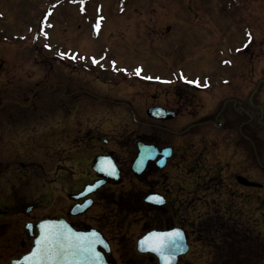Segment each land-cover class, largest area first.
<instances>
[{
	"label": "flooded vegetation",
	"instance_id": "flooded-vegetation-1",
	"mask_svg": "<svg viewBox=\"0 0 264 264\" xmlns=\"http://www.w3.org/2000/svg\"><path fill=\"white\" fill-rule=\"evenodd\" d=\"M241 4L248 6L245 13L239 12ZM232 5L234 9L228 12H237L223 15V29L238 27L235 32L247 38L236 49H229L227 42L218 52L206 49L212 50L207 58L209 77L218 67L224 70L221 76L206 78L204 84L200 80L188 83L191 79L173 81L172 105L152 102L144 107L148 122L132 140L116 142L114 132L87 127V122L68 130L62 125L66 123L65 114L54 122L56 125L45 121L44 135L35 138L30 127L11 124L20 118L16 111L0 115V239L6 251L0 255V264H11L29 249L31 230L25 231L26 224L46 217L64 218L78 230L98 229L110 245V264H114V245L123 244L122 238L111 232L124 231L126 236L132 225L138 229L135 248L137 240L149 231H179L188 250L177 255L176 264H200L202 260L204 264H264V216L257 217L264 212V49H253L257 31L262 29L257 24L264 21V0H229L228 6ZM2 58L0 54V75L13 73L16 64ZM213 58L217 66L211 63ZM200 94L206 97L203 101ZM154 105L172 110L174 116L169 120L150 118L146 109ZM25 114L21 118L30 119ZM51 114L45 117L50 119ZM170 121L174 123L171 127L167 126ZM164 131L173 135L170 142L164 138ZM138 142L154 146L156 155L136 168L133 163ZM36 146L48 160H56L58 172L64 170L57 179L64 205L58 212L35 220L31 212L41 206L31 192L30 154ZM164 148L170 149L167 157L160 153ZM83 153L87 155L88 171L81 172L79 158ZM98 156L112 164L113 174L93 166ZM80 175L87 179L82 181ZM97 180L103 182L94 191L78 195L84 185ZM87 201L90 204L82 212L73 211ZM249 205L251 210L246 207ZM93 207L96 213L89 220L84 215ZM26 242L28 246L23 249ZM177 243L167 250L168 254L175 253ZM135 252L136 258L158 262L152 253ZM188 253L190 260L184 259Z\"/></svg>",
	"mask_w": 264,
	"mask_h": 264
},
{
	"label": "rangeland",
	"instance_id": "rangeland-1",
	"mask_svg": "<svg viewBox=\"0 0 264 264\" xmlns=\"http://www.w3.org/2000/svg\"><path fill=\"white\" fill-rule=\"evenodd\" d=\"M223 2L225 5L220 0H0V54L3 62L16 64L13 73L0 75L5 85H0V115L16 111L20 118L11 124L30 127L35 138L44 135L45 121L53 126L65 114L62 125L68 130L87 122V127L114 132L116 142L132 140L148 122L144 107L152 102L172 105L173 81L191 79L204 84L206 78L221 76L224 70L218 67L209 77L207 58L212 50L206 49L218 52L226 42L229 49H236L247 38L235 32L238 27L223 29L224 14L237 12H228L234 6H228L229 0ZM246 7L241 4L239 12L245 13ZM259 21L257 26L262 29L257 31L253 49H264V21ZM211 63L217 66L214 58ZM205 98L203 95L202 101ZM22 113L30 119L21 118ZM49 113L50 119L45 117ZM163 135L169 142L173 138L168 131ZM54 149L49 151L55 158ZM30 156L31 192L41 206L31 212L36 220L64 205L57 182L64 170L58 172L56 160H48L37 146ZM79 161L83 167L79 170L88 171L86 153ZM80 176L82 181L87 179ZM246 207L251 210L250 205ZM95 210L90 208L85 218L90 220ZM263 213L254 216L261 219ZM136 227L132 225L126 236L124 231L111 232L123 243L112 249L114 264H124L122 260L153 264L148 258L134 257ZM3 241L0 239V255L6 252ZM27 246L26 242L23 249ZM190 255L184 259H192Z\"/></svg>",
	"mask_w": 264,
	"mask_h": 264
},
{
	"label": "water",
	"instance_id": "water-1",
	"mask_svg": "<svg viewBox=\"0 0 264 264\" xmlns=\"http://www.w3.org/2000/svg\"><path fill=\"white\" fill-rule=\"evenodd\" d=\"M146 113L150 117H153L155 119H162V120H168L174 116V112L172 110L165 109L161 106L149 107L146 110ZM138 150L139 151H138L137 157L133 163V166L136 168L142 167L148 159L154 158L156 155V148L154 146L144 145L142 142H138ZM151 151L153 152L149 154V152ZM160 153H162L164 157H167L170 155V149L164 148L160 151ZM93 166L97 170H100V169L108 170L107 174L108 173L113 174V172L115 171L112 164L102 159L101 156H98L96 158L95 165ZM102 182H103L102 180H97L91 184H86L84 186V189L78 195L84 196L88 194L89 192L94 191L97 187L100 186ZM89 204H90V201H87L85 204L81 206L74 207L73 211L76 213L82 212L84 209H86L89 206ZM42 225L50 226L66 234H70L73 237V239H75L76 237L83 238L80 241V243L84 250L78 251L74 255L69 254L65 258H60L52 262H49L47 260H42V261H39V264H108L104 256V252L108 253L109 247L107 245L106 240L101 235L100 231L94 228H90L88 230H76L69 224V222H67L63 218H59V219L45 218V219H42L36 222L34 227L36 228L37 235L34 236L33 238V244H32L31 249L27 253L23 254L19 259L12 260L11 264H37V261L39 260L38 257L28 259V260H26L25 257H31L32 252L38 249L37 242L41 240V237L44 234V229L41 227ZM25 229L29 232L31 230V235H32V229H33L32 224L30 225L27 223L25 226ZM93 233H95L96 235L93 236ZM152 234L153 233H150L138 241V250L141 252H151L155 254L159 260V264H174L176 256L178 254L185 253L186 249H183V248L178 249L177 251H175V253L171 252L169 254L167 250H169L170 248L166 249L163 253L154 251L151 244L145 243L146 240ZM90 241H96L95 243L91 244L92 251L87 250L89 247Z\"/></svg>",
	"mask_w": 264,
	"mask_h": 264
},
{
	"label": "snow or ice",
	"instance_id": "snow-or-ice-1",
	"mask_svg": "<svg viewBox=\"0 0 264 264\" xmlns=\"http://www.w3.org/2000/svg\"><path fill=\"white\" fill-rule=\"evenodd\" d=\"M250 39V37H249ZM47 47V45L45 46ZM61 57L64 56L63 53L60 54ZM95 62V61H94ZM139 73V69L137 70ZM188 83H198L197 81H188ZM206 86V85H205ZM149 199H154L149 197ZM44 229V234L41 237V240L38 241V249L32 252L31 257H25L26 260L32 258H39V261L47 260L49 262L56 261L60 258H65L69 254H76L78 251H83L84 249L81 246L80 241L83 239L81 237H73L70 234H66L62 231H59L53 227L42 225ZM96 234L93 233V236ZM182 239V234L179 231L172 233H153L145 243L152 245L153 250L163 253L170 246H174L176 241ZM96 241H90L88 251H92L91 244Z\"/></svg>",
	"mask_w": 264,
	"mask_h": 264
},
{
	"label": "trees",
	"instance_id": "trees-1",
	"mask_svg": "<svg viewBox=\"0 0 264 264\" xmlns=\"http://www.w3.org/2000/svg\"><path fill=\"white\" fill-rule=\"evenodd\" d=\"M262 247V246H261ZM264 247V246H263Z\"/></svg>",
	"mask_w": 264,
	"mask_h": 264
}]
</instances>
